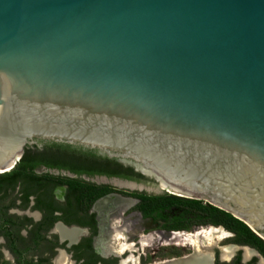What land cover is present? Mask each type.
I'll use <instances>...</instances> for the list:
<instances>
[{"label": "water", "instance_id": "obj_1", "mask_svg": "<svg viewBox=\"0 0 264 264\" xmlns=\"http://www.w3.org/2000/svg\"><path fill=\"white\" fill-rule=\"evenodd\" d=\"M227 215L264 244V0H0V173Z\"/></svg>", "mask_w": 264, "mask_h": 264}, {"label": "flooded vegetation", "instance_id": "obj_2", "mask_svg": "<svg viewBox=\"0 0 264 264\" xmlns=\"http://www.w3.org/2000/svg\"><path fill=\"white\" fill-rule=\"evenodd\" d=\"M12 186L0 183V264H264L252 238L208 209L157 201L147 215V199L141 209L135 195L34 169ZM211 230L220 236L204 241Z\"/></svg>", "mask_w": 264, "mask_h": 264}, {"label": "trees", "instance_id": "obj_3", "mask_svg": "<svg viewBox=\"0 0 264 264\" xmlns=\"http://www.w3.org/2000/svg\"><path fill=\"white\" fill-rule=\"evenodd\" d=\"M33 169H29V168H23V167H17L14 166L11 170L7 171V172H3L0 173V183L2 185H6V186H12L14 185V183L16 182L18 176L23 177V175H26L27 173H32ZM13 187V186H12ZM136 196V195H135ZM138 198H140V202H139V208L142 209V202H144L143 200L147 199L148 201H145V214L149 215L151 214V208L156 204V202L158 200H154V199H149V198H145V197H141V196H137ZM159 203H165V201L163 202H159ZM178 204V203H177ZM182 205V204H179ZM194 208L196 210H194L195 214H197L198 212L200 213V215L203 213V210H197L198 206H194ZM210 216H211V220H215V222H224V224H226L227 226H231L233 228H235L236 230H238L239 234L243 237H250L253 239L254 243L256 246H258L263 252H264V244L263 242L256 237L253 233H251L249 230H247L244 226H242L241 224H239L238 222H236L234 219H232L231 217L218 213V212H214L209 210Z\"/></svg>", "mask_w": 264, "mask_h": 264}, {"label": "bare ground", "instance_id": "obj_4", "mask_svg": "<svg viewBox=\"0 0 264 264\" xmlns=\"http://www.w3.org/2000/svg\"><path fill=\"white\" fill-rule=\"evenodd\" d=\"M117 203V202H116ZM114 226V225H113ZM202 235V234H201ZM200 235V236H201ZM123 236V235H122ZM203 236H204V238L203 239H205L204 241H206V242H209L210 240H213V238H216V236H220L219 235V232H217V231H214V230H211L210 232H208V233H205V234H203ZM181 237H183V236H177V238H181ZM185 237V236H184ZM202 237V236H201ZM124 239V238H123ZM180 240V239H179ZM196 240H198V237H197V235L196 236H186L185 238H184V242H186V243H192V244H195V246H196ZM198 243V242H197Z\"/></svg>", "mask_w": 264, "mask_h": 264}, {"label": "rangeland", "instance_id": "obj_5", "mask_svg": "<svg viewBox=\"0 0 264 264\" xmlns=\"http://www.w3.org/2000/svg\"><path fill=\"white\" fill-rule=\"evenodd\" d=\"M141 226H143V223L140 221L137 225H135L134 227H133V229H132V231H134V232H140L141 230H140V227ZM155 245L154 246H148V247H146V251H149V252H153V251H155Z\"/></svg>", "mask_w": 264, "mask_h": 264}]
</instances>
